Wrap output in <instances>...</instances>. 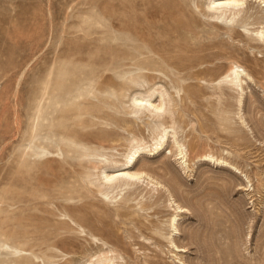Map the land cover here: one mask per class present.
Masks as SVG:
<instances>
[{
	"label": "rangeland",
	"instance_id": "rangeland-1",
	"mask_svg": "<svg viewBox=\"0 0 264 264\" xmlns=\"http://www.w3.org/2000/svg\"><path fill=\"white\" fill-rule=\"evenodd\" d=\"M207 1L0 0V264H264V6L249 24ZM159 87L171 113L138 112ZM162 124L189 168L149 151ZM133 138L165 189L101 180Z\"/></svg>",
	"mask_w": 264,
	"mask_h": 264
},
{
	"label": "bare ground",
	"instance_id": "bare-ground-1",
	"mask_svg": "<svg viewBox=\"0 0 264 264\" xmlns=\"http://www.w3.org/2000/svg\"><path fill=\"white\" fill-rule=\"evenodd\" d=\"M262 5L264 6V0H208L207 1V7L217 11L216 14L218 19H225L227 22L230 21L232 22L235 21V19L238 16L242 15V20L249 24L251 20H253L255 17L254 15L256 11H254V7H258ZM225 22L223 21V24ZM254 39L258 41L260 46L264 47V22H262V26L260 25V27L255 30ZM213 48L214 47H212L211 49ZM215 54L216 52L211 53L212 56ZM226 78H228L229 84H231L234 87L237 86L240 88L239 102L242 103L243 96L246 90L245 89L246 86L244 87V85L248 84V79L251 78L250 74L246 73L245 69H241L239 65L234 64L232 65L230 72L227 74ZM165 95H166V90L163 89L162 87H159V88L151 89L144 93L135 92L131 96L130 101L136 107V110L138 112L147 111L150 116H153L154 118H161L165 113L167 114L171 113L170 108H168L170 102L166 100ZM243 117H241V119H243ZM244 121L246 122V120ZM151 138L154 141V143H153V147L151 146L150 150L148 149L149 151H160L161 148L168 141H171L172 143L171 146L176 148L175 156L177 157V160L185 169L189 168L190 165L187 163L188 157H187L186 149L184 148L183 144L180 142V139H178L177 132L174 126L168 127V126H164L163 124L157 126L156 128L153 129ZM146 149H147V145L145 144V140L143 138H133L130 145L128 146L126 155H124L125 159L122 163L113 164V165L108 164L110 166H105L104 168L101 167V169L103 168L101 172L99 171L101 180L107 184H111L115 182L112 186L114 190L124 189L125 187L135 184L138 181L146 182L148 186L151 185L155 190L162 189V187L165 189V187L168 186L167 184L165 185L163 184V182L156 179L155 176L151 174V172H147L146 170H144L145 168L144 169L141 167L138 168L136 166V162L138 158L142 153H144ZM170 154L173 155L174 152L170 150ZM206 159L211 160L215 164L216 163L224 164V165L228 164L227 166L231 165L229 161L227 162L225 160L215 158L214 155L213 156L206 155ZM170 195L173 196L172 194ZM170 200L172 205L175 206V209L177 211L180 212L185 211L184 210L185 207L179 202H177L176 198H172ZM177 222H178V215L176 214L172 219V227L174 231L173 234L177 233L178 231ZM173 234L171 238V243L176 247H179L174 241ZM96 257L97 258L95 260H90L91 261L90 264H112L114 262L113 260L114 257L110 256L109 252L104 253L102 255L99 252V256ZM91 258H93V256H91Z\"/></svg>",
	"mask_w": 264,
	"mask_h": 264
}]
</instances>
